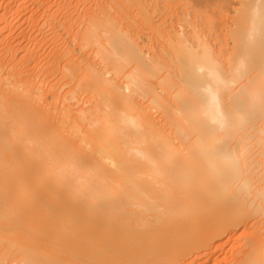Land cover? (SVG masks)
<instances>
[{
	"label": "bare ground",
	"instance_id": "6f19581e",
	"mask_svg": "<svg viewBox=\"0 0 264 264\" xmlns=\"http://www.w3.org/2000/svg\"><path fill=\"white\" fill-rule=\"evenodd\" d=\"M260 3L0 0V264L69 254L89 259L92 242L113 258L168 264H250L259 258L264 220L241 203L258 209L264 200V122L230 118L221 129L218 118L213 122V93L221 112L234 113L237 99L258 111L264 80ZM32 4L42 10L36 11L40 18ZM179 6L204 20L216 49L189 14L183 20L190 29L175 27ZM155 13L164 15L157 19ZM49 35L61 53L52 50L51 62L43 59L50 65L43 66L39 53ZM205 53L223 83L209 75ZM142 66L152 71H142L144 87L133 88L126 77L135 78ZM57 73L62 76L54 85L49 79ZM47 82L66 89L59 99L53 88L50 107ZM124 86L137 93L131 104L114 100L129 95ZM100 89L110 95L101 96ZM6 143L24 162L20 171L9 162L7 193ZM61 143L70 151H61ZM232 159L239 161L238 171L229 170ZM25 231L49 242L28 241ZM237 239L238 245L229 244ZM224 244L231 252L221 259L215 252Z\"/></svg>",
	"mask_w": 264,
	"mask_h": 264
},
{
	"label": "snow or ice",
	"instance_id": "6c2138e0",
	"mask_svg": "<svg viewBox=\"0 0 264 264\" xmlns=\"http://www.w3.org/2000/svg\"><path fill=\"white\" fill-rule=\"evenodd\" d=\"M260 21L262 28H264V0H261L260 3ZM125 63H127V57L122 58ZM205 59L209 62V75L212 76L218 83H223V80L221 79V73L217 70L214 62L211 60V55L209 53H205ZM136 73L135 78L132 76L126 77L130 81V86L133 88H142L144 87V81L140 79L142 71L146 72H151L152 69L148 66H142L138 67L137 69L134 70ZM200 72H204L203 68L199 69ZM108 75H111V73H108ZM122 92H128L129 95L127 97L121 98L120 96L114 97V100L116 103H128L131 104L134 101V97L137 94L136 92H130L129 91V86H124L121 89ZM100 95L101 96H107L110 95L109 92H106L103 89H100ZM213 103L216 108V117H214L213 122H216V119L218 118L220 128L224 129L227 125V122L230 118H235L241 122V124H248L251 123L252 121L259 119L261 122H264V80L261 81V89L259 93V105H258V111L256 110L255 107L249 108L247 105H245L244 101L241 99H237L236 107H235V112L230 113V112H221L220 111V105L219 101L217 99V96L215 93H213ZM255 130V129H253ZM35 131L39 132L41 135L48 136V130L46 128H37ZM240 129L237 128L235 129L232 134H235L236 132H239ZM261 136V146L262 149H264V127H261L260 132ZM231 135L226 138L230 139ZM60 149L61 151L68 150L66 149L65 145L62 143L60 144ZM5 153H6V158H5V187H6V193H7V185L9 182V177L7 175V170H8V164L9 162H12L16 169L18 171L22 170L23 168V160L20 159L18 154L12 150V148L6 143L5 145ZM261 155L264 156V150H262ZM39 158V157H37ZM239 161L232 159L229 162V170L232 172L238 171L239 170ZM228 179L229 177H225ZM262 182H264V174L261 176ZM241 208L249 210V211H256L258 214L261 216L262 220H264V200H262L261 204L259 205L258 209L251 204L245 205L241 203ZM50 235V234H49ZM25 238L28 241H33L36 239H39L40 242L42 243H47L49 242L44 235L36 236L30 231H25ZM89 254L93 256V258L89 259H83L79 258L77 256H72L69 254V258L66 259H60L56 261H39V260H24L20 262V264H168L166 261H161V260H127V259H117L113 258L109 253L110 250L100 246L97 247L96 242H92V244L89 246L88 249ZM250 264H264V245H261L260 252H259V258L254 259L250 261Z\"/></svg>",
	"mask_w": 264,
	"mask_h": 264
},
{
	"label": "rangeland",
	"instance_id": "374dc122",
	"mask_svg": "<svg viewBox=\"0 0 264 264\" xmlns=\"http://www.w3.org/2000/svg\"><path fill=\"white\" fill-rule=\"evenodd\" d=\"M90 2H91V1L88 2L87 7H85V6H81V7L79 6L80 8L77 7L78 11H79V12H83V7H85V8H84L85 10L88 9V8L92 5V3H93V2H91V3H90ZM89 3H90L91 5H90ZM35 4H38V3H35ZM35 4H32V6H33V5L35 6ZM89 5H90V6H89ZM32 6H31L32 9L30 8V10H31V12L33 13L34 11H32V10H33V9L35 10V8H38V5H36L35 7H34V6L32 7ZM159 6H161V7H162L161 10L164 11L165 14H167V11H166L165 8L163 7V4H162L161 1H160ZM79 9H80V10H79ZM39 10H40V8H38L37 10H35L34 13H35L36 15L40 14L42 10H40V11H39ZM36 11H38V14L36 13ZM78 11H77V13H78ZM31 12H30V13H31ZM77 13H76V14H77ZM185 14H189V18H190V19L196 24V26H197L198 29H201V30L205 33V35H206V37L208 38V40L210 41V43H211V44L215 47V49H216V48H217V41L215 40V35H213V33L209 31V29H208V28L206 27V25L204 24V20H203L202 18L195 17V16L193 15V8H189V9L187 10V8H185V7H181V6L177 7V10H176V16L173 18V23H174L175 27L178 28L179 30H182V29H190V27H188V25H187V24L184 22V20H183V18L185 17ZM154 15H155V16L157 17V19H158V18H160L161 15H164V13H163V14H157V15H156V13H155ZM25 16H26V14H25ZM39 16L41 17V15H38V16H36V17L40 18ZM161 17H162V16H161ZM19 20H20V21H19ZM19 20H18L19 22H18V21H17V22H18L19 24L22 23V24H21L22 26L24 25V27L26 28V30H25V28H23V30L25 31V33L28 34V33L30 32V31L28 30L29 28H27L28 25H26L24 19L22 20V18H21V19H19ZM55 24H56V26H57V27H56L57 30H60L59 33L61 34V36L64 37V38L62 37V39H63L64 41H66V42H65L66 44L68 43L69 46L71 45V47H72L73 44L71 43L72 40H71L70 36L68 35V36H69V37H68L67 34H65V31L63 30V28H62L61 26H59L58 23H57L56 21H55ZM21 25H20V26H21ZM20 26H19V27H20ZM22 26H21V28H22ZM19 27H18L17 30L20 31L21 28H19ZM61 29H62V30H61ZM17 30H16V31H17ZM16 31H14V32H15V36L20 35V32L17 31V32H19V33H17ZM27 31H28V32H27ZM143 31H144V30H143ZM16 34H17V35H16ZM13 35H14V34H13ZM50 35H51V34H50ZM50 35H49L48 39L46 40V42H45V44H44V48H43L42 51L39 53L40 56L38 55L39 57L42 58V60H43V59L46 60L47 58H48V60H50V58H51V57H49V54H50V53H51V56H52L53 54H55L54 52H57L56 54H60V53H61L60 50L58 51L59 48L55 49L56 47L54 46V44H52L54 47L51 46V43H50V42L52 41V43H53V40H54V39H51L52 37H50ZM51 36H52V35H51ZM141 36H142V39H143L144 43L146 44V43L148 42V32L143 33ZM69 38H70V39H69ZM67 39H68V40H67ZM24 41L26 42V39H25ZM24 41L22 42L23 44H24ZM49 41H50V42H49ZM67 41H68V42H67ZM58 44H59V43H58ZM45 46H46V47H45ZM52 47H53L54 49H53ZM58 47L61 48L62 45H60V46L58 45ZM50 49H51V50H50ZM52 50H53V54H52ZM56 50H57V51H56ZM47 51H48V52H47ZM50 51H51V52H50ZM61 51H62V50H61ZM150 51H151V50H150ZM155 51H156V50H155ZM48 53H49V54H48ZM78 53H80V55H84V54H82L83 52L81 53V52L79 51ZM41 54H42L44 57L41 56ZM45 56H46V57H45ZM47 56H48V57H47ZM39 57L37 58V57L35 56L36 59L34 58V60L39 59ZM45 58H46V59H45ZM39 60H41V59H39ZM44 60H43V61H40V62H42L41 65H43L44 62H46V61L48 62V60H46V61H44ZM34 62H35V61H34ZM47 62H46V65H47V64L50 65L51 60H50L49 63H47ZM36 63H39L38 60L36 61ZM46 65H45V66H46ZM49 65H48V66H49ZM43 66H44V65H43ZM48 66H47V67H48ZM58 75H59V77H58ZM61 76H62V75H61ZM61 76H60L59 73H57V75H56L55 77H53V79H54V78H55V79H54V80H53V79H51V80L49 79V81L55 82V83H52V84L55 85V84H57V80H58L59 78H61ZM49 81H48V82H49ZM65 81H66V80H64V82H65ZM48 82H47V83H48ZM59 82H60V81H59ZM66 83H68V81H67ZM66 83H63V85L66 84ZM48 84H49V83H48ZM48 84H47V86L49 87V85L51 84V82H50L49 85H48ZM52 84L50 85L49 88L47 87L48 90H49V89H50V90L52 89V92L49 91V92H46V94H45V96L47 95V97H48V99H49V100H48L47 97H46V103L49 101V102H48V106L50 105V102L52 103V105L56 102V99L53 98V94H52V93H54L53 91L57 90L56 92H58V90H59V92H61L60 95H59V93H57V94H58V98L60 99V97L63 95V94H62V91L65 92V90H66V89H64L63 87H61V85H57V88H58V87H60V88L56 89V87L54 88V87H53L54 85H52ZM63 85H62V86H63ZM53 88H54L55 90H54ZM62 88H63V89H62ZM61 90H62V91H61ZM56 92H55V93H56ZM64 92H63V93H64ZM49 93H50V96H48ZM64 94H65V93H64ZM51 95H52V96H51ZM52 98L55 100V102L53 101ZM141 98H142V97H141ZM142 99H143V98H142ZM142 99H138V98H137V101L140 100V102H142ZM144 99H145V98H144ZM146 100H147V99H146ZM57 101H58V105H57V106H60V105H59V104H60V103H59L60 100H57ZM145 102L147 103L148 101H145ZM145 102H144V100H143V103H141V104H143V105L145 106V104H146ZM144 103H145V104H144ZM147 104H148V103H147ZM52 105H51V107L54 106V105H53V106H52ZM57 106L54 107L53 111H55V109H56V111L58 110V109H57ZM49 107H50V106H49ZM58 108H59V107H58ZM59 109H60V108H59ZM60 131H61V129H60ZM241 240H242V239H241ZM241 240H240V239H237V241H236V240H235V241L233 240V241H231L232 243L230 242L229 244H231V245L233 244V245H234V242H235V243L237 242L235 245H238V244L241 242ZM223 242H224V241H223ZM229 244H228V245H227V244H224V247L222 246V248L218 249L217 252H215V256H216V257H220L221 259H223L222 257H224V258L229 257L230 252H231V250H230L231 248L229 247ZM225 245H226V246H225ZM221 249H222V250H221ZM221 256H222V257H221ZM215 259H216V258H215ZM211 262H214V260H211ZM211 262H210V263H211ZM211 264H212V263H211Z\"/></svg>",
	"mask_w": 264,
	"mask_h": 264
}]
</instances>
